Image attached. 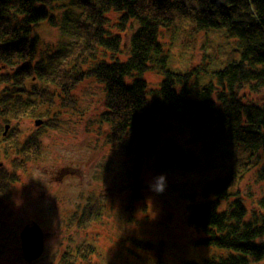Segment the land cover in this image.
Listing matches in <instances>:
<instances>
[{
    "label": "trees",
    "instance_id": "16d2710c",
    "mask_svg": "<svg viewBox=\"0 0 264 264\" xmlns=\"http://www.w3.org/2000/svg\"><path fill=\"white\" fill-rule=\"evenodd\" d=\"M113 14L116 18L111 20ZM177 17L193 20L198 30L226 31L240 49L239 61L212 72L198 87L189 85L199 72L191 67L167 69L159 40V31ZM42 22L58 25L71 40L63 38L50 53L43 54L37 50L36 32ZM0 65L10 68L3 73L8 78L7 95L14 92L6 117L20 114L18 118L40 119L46 115L41 112L44 106L47 111L57 108L60 117L61 110L73 103V87L89 78L103 85L104 111L99 117L107 129L106 139L117 143L128 161L129 182L123 188L132 191L131 200L139 199V174L149 164L150 152L157 153L151 160L153 169L191 173L209 168L208 154L224 152L227 147L233 163L224 175L205 178L199 194L189 192L193 200L187 207L186 222L203 233L201 243L236 253L203 264H246L249 259L256 263L264 257V240H260L264 217L252 213L247 220L238 200L226 211L218 210L232 180V169L257 161L253 173L257 172L255 177L264 191V101L243 94L244 89L250 94L264 91V0H0ZM147 70L161 76L156 89H150L143 78ZM26 77L34 79L33 85L21 91ZM12 79L17 83L11 85ZM4 102L0 96V108ZM55 123L47 120L39 127L50 128ZM184 128L198 151L183 146L175 136L162 135ZM0 139V157L12 153L16 158L15 149L29 159L38 152L39 144L30 134L22 140L11 136L10 143ZM11 164L13 169L25 167L15 159ZM244 171L237 170L236 177H242ZM261 198L257 203L264 210ZM94 199L81 207L73 220L76 226L101 213L106 198ZM125 211L132 220L133 206L126 204ZM223 228L231 235L224 234ZM130 241L135 243L133 238ZM93 252V246L82 244L68 254L69 264L88 263Z\"/></svg>",
    "mask_w": 264,
    "mask_h": 264
},
{
    "label": "rangeland",
    "instance_id": "374dc122",
    "mask_svg": "<svg viewBox=\"0 0 264 264\" xmlns=\"http://www.w3.org/2000/svg\"><path fill=\"white\" fill-rule=\"evenodd\" d=\"M115 18L116 14H113L111 20ZM57 26L42 22L36 28L40 42L37 50L43 54L50 53L63 38L70 39L63 36ZM159 40L163 44L167 69L183 71L191 67L199 72L188 81L195 87L205 83L212 72L240 59V49L226 31L218 28L198 30L189 18L177 17L171 25L159 31ZM5 68L0 65V77L6 73ZM143 78L150 89H156L161 76L147 70ZM2 79L0 96L6 102L0 108V136L5 143H10L11 136L22 140L30 134L39 146L37 154L30 159L22 157L16 149V158L12 153L8 158L0 157L3 163H0V264H69L68 254L82 244L93 246L94 252L88 263L74 264H131L134 257L128 255L127 247H134L126 244L129 238L151 241L156 248L162 245L160 253L145 250L141 257L137 256L141 264H180L185 260L202 261L210 255L221 254L214 248L193 245L202 234L185 225L183 219L190 201H182L180 195L184 192L199 194L204 179L219 175L222 169L226 171L233 163L232 156L219 154L217 150L210 152L207 157L209 168L191 173L153 169L149 160L139 174L140 189L136 191L139 206L137 201L130 199H133L132 191L123 188L129 182L126 176L128 161L119 145L105 137L107 129L99 117L104 109V91L100 83L89 78L73 87V103L61 110L60 117L57 108L51 107L47 111L46 106L42 107L41 112L46 115L40 119L56 120V123L53 127L41 128V124L38 126L32 118H18L20 114L16 118L6 117L14 92L7 95L8 78L3 76ZM33 81L32 77L24 78L21 91L29 90ZM13 82L16 80H9L11 85ZM20 96L26 97L25 93ZM249 98L264 101V91L249 94ZM5 123L7 127L3 129ZM162 135L175 136L179 143L198 151L197 146L190 145L185 128ZM0 146H3L1 139ZM201 154L206 161L205 155ZM12 159L24 165V169H13ZM246 168L247 164L233 169V182H236V171ZM250 170L237 181L239 189L231 185V192L239 190L240 201L247 207L255 206L256 197L261 192L257 178ZM105 193L109 196H104L100 218L95 219L92 227L78 229L73 220L81 207ZM18 194L21 202L13 198ZM126 204L133 206L132 220L125 211ZM136 213L159 221L137 223ZM170 213L173 220L167 219ZM30 220L44 232L43 252L38 259L26 262L22 257L19 232ZM88 232L96 236L89 239Z\"/></svg>",
    "mask_w": 264,
    "mask_h": 264
},
{
    "label": "bare ground",
    "instance_id": "6f19581e",
    "mask_svg": "<svg viewBox=\"0 0 264 264\" xmlns=\"http://www.w3.org/2000/svg\"><path fill=\"white\" fill-rule=\"evenodd\" d=\"M209 29H213V28H209ZM205 30L208 31V29H204L203 31H205ZM70 40H71V39H70ZM76 79H77V78H75L73 81L75 82ZM98 83H100V82H98ZM100 84H101V83H100ZM101 85H102V84H101ZM76 86H77V85H76ZM102 87H103V85H102ZM243 94H247V95H249V94H250V91H249L248 89H244V93H243ZM240 96H241V95H240ZM240 96H239V97H240ZM182 145H183V144H182ZM190 145H191V144H190ZM183 146L188 147V148H193V147H191V146H189V145H188V146H187V145H183ZM196 148H197V147H196ZM225 148H226V150H225L224 152L221 151V153H219V151H218V153H219V154H222V155H229V156H231V154H228L227 147H225ZM193 149L195 150V148H193ZM156 155H157V153H156L155 151L150 152V153H149L148 160H152V161H154V160L156 159ZM256 164H257V161H256L255 163H249V165H248V169L246 168L245 171H244L243 173H245L247 170L251 169V171H250L251 174H254V176H255V174H256L257 172H256V173H253V171H256V169H255V165H256ZM228 169H229V167L227 168V170H228ZM227 170H226V171H227ZM226 171H225L224 169H222V170H221V173L219 174V176L224 175V174L226 173ZM232 171H233V169H232ZM229 172H230V171H229ZM229 172L226 174L227 178H230V177H229ZM231 176H232V175H231ZM239 178H242V177H236V182H233V180H231V178H230V181H229L228 185L226 186L225 195H224L223 199L220 200L219 203H218V210L224 212V211H226V210L229 208L230 203H231L232 201L238 200L239 203L244 207V209H245V211H246V219H247V220L251 218V214H252V213H256V214H258V215H262V216L264 217V210H263V209H260V208H259V205H258V203H257V200H258L259 198H261V197L264 198V191H263V190H261V192L257 195L256 200H255V206H251V207H247V206H245L243 203H241V201H240V195H239V190L234 191V192H231V191H232V188H231V185H232V184H234V185L239 189V187L236 185V184H237V181L239 180ZM144 186L147 188V184H144ZM106 192H108V191H106ZM102 196H107V197H108L109 194H108V193H105V194L102 195ZM180 197H181L182 201H186V202H189V201H192V200H193V197H192L188 192H187V193H185V192L182 193V194L180 195ZM13 198H17L20 202L22 201V200L20 199V195H19V194L16 195V196H14ZM262 198H261V199H262ZM197 199H200V198H194V201L197 200ZM137 202H138V204H139V206H140V202H139V200H138ZM171 202H174L172 198H171ZM163 209H164L165 211L170 212L169 208L166 207V206H163ZM184 213H185V212H184ZM155 215H156V214H155ZM100 216H101V213L98 214V218H100ZM182 216H183V215H182ZM135 217H136L137 222H139V223H144V222H145L144 220H149V221H154V222H158V221H159V220L155 219L154 217H153V219H149V218H146V217H144V216H141L140 213H136ZM167 219H168V220H173V214L170 213L169 216H167ZM177 219H178V216H177ZM186 219H187V217L184 216L183 221L185 220V225H186L187 227H190V226L187 224ZM94 221H95V220H89L88 223H86V224H79V226H77V227H78V229L90 228V227H92V226L94 225ZM191 228H193V227L191 226ZM193 229H194V228H193ZM178 230H179V229H178ZM194 230H195V229H194ZM222 230H223L222 232H223L224 234H226V235H231V231H230L228 228H223ZM196 231H197V230H196ZM197 232L201 233V231H197ZM201 234H202V238H201V239L205 238V236H203V233H201ZM92 236H96V235H95V234H92V233H90V232H88V238L91 239ZM151 238L153 239V237H151ZM130 239H131V238H129V239L127 240V243H126V244H130L132 247H134V248H131L130 246L127 247V250H128L127 253H128V255L131 256V257H134V259L131 260V261H132L131 264H141V263H140V259L137 258V256H138V257H141V255L143 254V251H145L146 248H149V247L153 246V242H151V241H142V240H136V239H135V243H134V242L130 241ZM201 239H200V240H201ZM200 240L195 241V244H193V245L206 246L205 244L201 243ZM260 240L263 241V240H264V236L261 237ZM96 241H97L98 244L100 243L99 238L96 239ZM136 242H140L141 245L137 244ZM141 246H145V249H144L143 247H141ZM207 247L214 248L215 250H220V251H221V254H218V255H214V254H213V255H210V256L207 257V258H203L202 261H201V260H200V261H196V260H185L184 262H181L180 264H203V262L213 263V262H208V261H211V258L226 257V256L229 255V254H233V252H232L231 250L227 249V248H226V249H222V248H219V247L216 248V247H214V246H207ZM151 250H154V251H156L157 253H160V252H162V245H161L160 248L153 247ZM235 255H236V253L233 254L232 256H235ZM128 261H129V260H128ZM246 264H264V257H263L260 261H257L256 263H254L253 260L249 259V260L247 261Z\"/></svg>",
    "mask_w": 264,
    "mask_h": 264
},
{
    "label": "water",
    "instance_id": "95a60500",
    "mask_svg": "<svg viewBox=\"0 0 264 264\" xmlns=\"http://www.w3.org/2000/svg\"><path fill=\"white\" fill-rule=\"evenodd\" d=\"M23 258L30 262L37 259L43 250V232L35 222L26 225L20 231Z\"/></svg>",
    "mask_w": 264,
    "mask_h": 264
},
{
    "label": "flooded vegetation",
    "instance_id": "af4514ba",
    "mask_svg": "<svg viewBox=\"0 0 264 264\" xmlns=\"http://www.w3.org/2000/svg\"><path fill=\"white\" fill-rule=\"evenodd\" d=\"M70 173H72V171H70ZM74 173H75V172H74ZM74 173H73V174H74Z\"/></svg>",
    "mask_w": 264,
    "mask_h": 264
}]
</instances>
